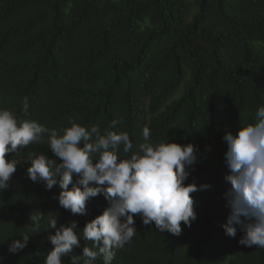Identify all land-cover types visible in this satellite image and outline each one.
<instances>
[{
	"label": "trees",
	"instance_id": "1",
	"mask_svg": "<svg viewBox=\"0 0 264 264\" xmlns=\"http://www.w3.org/2000/svg\"><path fill=\"white\" fill-rule=\"evenodd\" d=\"M262 106L264 0H0V109L60 134L69 118L102 132L119 120L111 130L129 133L127 155L144 142V127L150 142L198 147L185 183L210 187L190 194L196 220L181 222L177 236L134 215L137 232L112 264H264V248L240 245L243 232L230 238L222 227L230 214L222 137L255 123ZM43 137L6 157L18 164L0 191V264H45L53 218L57 228L78 222L80 247L62 257L72 264L93 244L83 239L85 223L109 206L98 195L87 201L86 215H73L53 198L58 184L46 190L27 177L24 159L33 152L61 162L48 133ZM31 214L42 216L36 232ZM23 235H30L27 246L9 252Z\"/></svg>",
	"mask_w": 264,
	"mask_h": 264
},
{
	"label": "clouds",
	"instance_id": "2",
	"mask_svg": "<svg viewBox=\"0 0 264 264\" xmlns=\"http://www.w3.org/2000/svg\"><path fill=\"white\" fill-rule=\"evenodd\" d=\"M28 107L25 97V112ZM255 116V123L240 125L235 135L228 132L222 137L227 145L225 181L230 185L223 193L230 214L222 227L230 238L236 237L239 228L243 232L240 245L264 248V106ZM118 123L113 120L102 132L97 125L89 129L69 118L71 126L60 134L35 120L18 121L12 111L0 109V191L9 187L18 164L7 159L8 154L42 142L43 134L48 133V148L61 162L33 152L30 161L24 159L30 163L27 177L43 183L46 190L58 184L61 191L53 198L73 215H86L87 201L98 195L109 202L102 214L85 223L83 239L93 244L73 256L72 264L81 260L95 264L98 257L103 258V264H112L116 250L124 248L137 232L134 215H139L144 225L154 222L160 232L180 235L181 222L190 227L197 218L190 194L210 187L185 183L198 162L196 145L150 142L151 131L144 127V142L137 152L127 155L133 147L129 133L111 130ZM121 146L126 154L123 157L119 156ZM41 218L31 214V231L38 230ZM77 224L72 220L57 228L56 219L50 220L49 227L56 231L48 236L54 247L47 252L45 264H62V257L80 247ZM21 237L10 242L9 252L18 253L27 246L30 235Z\"/></svg>",
	"mask_w": 264,
	"mask_h": 264
}]
</instances>
